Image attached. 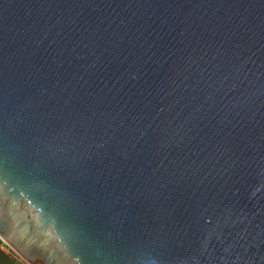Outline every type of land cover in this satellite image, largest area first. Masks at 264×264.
<instances>
[{
  "label": "water",
  "instance_id": "95a60500",
  "mask_svg": "<svg viewBox=\"0 0 264 264\" xmlns=\"http://www.w3.org/2000/svg\"><path fill=\"white\" fill-rule=\"evenodd\" d=\"M0 169L25 264H264V0H0Z\"/></svg>",
  "mask_w": 264,
  "mask_h": 264
},
{
  "label": "trees",
  "instance_id": "16d2710c",
  "mask_svg": "<svg viewBox=\"0 0 264 264\" xmlns=\"http://www.w3.org/2000/svg\"><path fill=\"white\" fill-rule=\"evenodd\" d=\"M3 242L0 240V264H25L22 261L12 258L5 251L2 250L1 245Z\"/></svg>",
  "mask_w": 264,
  "mask_h": 264
},
{
  "label": "snow or ice",
  "instance_id": "6c2138e0",
  "mask_svg": "<svg viewBox=\"0 0 264 264\" xmlns=\"http://www.w3.org/2000/svg\"><path fill=\"white\" fill-rule=\"evenodd\" d=\"M3 182H4V173H3V170L0 169V199L3 198V192H4V189H3ZM41 223L38 224V226L40 225ZM47 235H51V229L49 228L47 233Z\"/></svg>",
  "mask_w": 264,
  "mask_h": 264
},
{
  "label": "rangeland",
  "instance_id": "374dc122",
  "mask_svg": "<svg viewBox=\"0 0 264 264\" xmlns=\"http://www.w3.org/2000/svg\"><path fill=\"white\" fill-rule=\"evenodd\" d=\"M1 248L3 251H5L8 255H10L12 258L17 259L20 261V259L6 246L4 243L1 245Z\"/></svg>",
  "mask_w": 264,
  "mask_h": 264
}]
</instances>
